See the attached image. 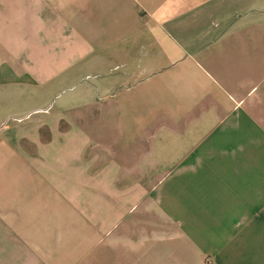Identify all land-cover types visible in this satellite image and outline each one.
<instances>
[{"label": "crops", "instance_id": "crops-1", "mask_svg": "<svg viewBox=\"0 0 264 264\" xmlns=\"http://www.w3.org/2000/svg\"><path fill=\"white\" fill-rule=\"evenodd\" d=\"M0 264H264V0H0Z\"/></svg>", "mask_w": 264, "mask_h": 264}]
</instances>
